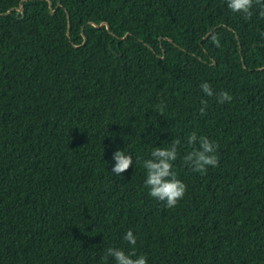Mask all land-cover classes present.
Returning a JSON list of instances; mask_svg holds the SVG:
<instances>
[{"label": "trees", "instance_id": "obj_1", "mask_svg": "<svg viewBox=\"0 0 264 264\" xmlns=\"http://www.w3.org/2000/svg\"><path fill=\"white\" fill-rule=\"evenodd\" d=\"M261 32L255 6L248 20L226 0H0V264H115L108 247L264 264ZM193 131L218 145L204 175L183 163ZM173 139L186 193L169 209L143 161Z\"/></svg>", "mask_w": 264, "mask_h": 264}, {"label": "clouds", "instance_id": "obj_2", "mask_svg": "<svg viewBox=\"0 0 264 264\" xmlns=\"http://www.w3.org/2000/svg\"><path fill=\"white\" fill-rule=\"evenodd\" d=\"M227 8L232 13H239L244 19L250 20L253 16V8L256 7L260 18H264V0H226ZM264 38V32L260 33ZM212 42L216 47H220L219 39L212 36ZM201 91L206 97L215 96L217 103L230 102L232 97L222 91L214 93L212 86L204 82L200 85ZM200 114L205 115L208 107L207 99H201ZM179 139H173L168 147H154L150 153V158L143 161L145 170L144 185L148 189L150 197L163 202L166 208H174L183 199L186 193V185L177 178L173 165L178 158ZM186 144L191 147L183 156V163L193 172L204 175L209 167H216L219 163L217 155L218 145L205 136H198L195 131L188 135ZM115 161L112 174L122 176L133 164L132 156L124 151L117 150L113 153ZM123 240L130 246H135L137 237L132 230H128ZM114 258L115 264H148L147 257L137 255L134 248L129 252L116 247H108L105 250V259Z\"/></svg>", "mask_w": 264, "mask_h": 264}]
</instances>
